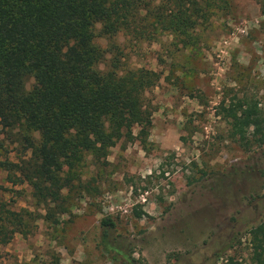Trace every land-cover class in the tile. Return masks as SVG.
Segmentation results:
<instances>
[{
    "label": "rangeland",
    "instance_id": "374dc122",
    "mask_svg": "<svg viewBox=\"0 0 264 264\" xmlns=\"http://www.w3.org/2000/svg\"><path fill=\"white\" fill-rule=\"evenodd\" d=\"M259 1L214 0L207 8L201 0L205 16L188 39L162 33L141 41L119 33L95 40L105 50L101 70L116 59L123 69L160 74L146 93L148 136L142 141L134 127V139L118 141L106 159L85 155L77 170L89 190L63 191L57 223L44 220L46 206L28 185L13 186L0 170V205L37 218L30 234L0 246V264H124L101 245L105 217L116 224L111 247L137 264H259L263 243L251 228L264 221V146L245 151L221 107L243 99L257 101L264 113ZM5 146L0 160L29 155L14 139Z\"/></svg>",
    "mask_w": 264,
    "mask_h": 264
},
{
    "label": "trees",
    "instance_id": "16d2710c",
    "mask_svg": "<svg viewBox=\"0 0 264 264\" xmlns=\"http://www.w3.org/2000/svg\"><path fill=\"white\" fill-rule=\"evenodd\" d=\"M200 1L0 0V150L6 152V140L14 139L29 154L17 163L5 156L0 170L13 186L31 188L36 201L46 206L45 221L57 223L56 214L64 212V190H89L90 183L83 185L82 170H77L85 155L100 162L118 141L134 139V127L142 141L151 127L146 93L157 86L160 74L123 69L116 59L101 70L105 50L95 40L119 33L141 41H155L162 33L188 39L205 16ZM213 3L205 0L207 8ZM259 4L264 15V0ZM180 42L186 45L184 39ZM223 104L233 139L245 151L263 147L259 103L242 99ZM36 220L29 211L0 205V246L14 234L26 237ZM99 225L103 249L115 253L111 259L120 255L124 264H137L111 247L115 222L105 217ZM251 231L254 241L263 243L256 260L264 264V221Z\"/></svg>",
    "mask_w": 264,
    "mask_h": 264
},
{
    "label": "built area",
    "instance_id": "2783aa9c",
    "mask_svg": "<svg viewBox=\"0 0 264 264\" xmlns=\"http://www.w3.org/2000/svg\"><path fill=\"white\" fill-rule=\"evenodd\" d=\"M145 200H143V202H144Z\"/></svg>",
    "mask_w": 264,
    "mask_h": 264
}]
</instances>
